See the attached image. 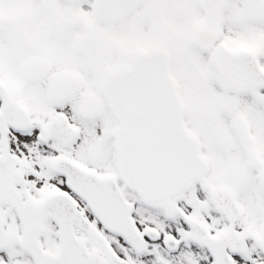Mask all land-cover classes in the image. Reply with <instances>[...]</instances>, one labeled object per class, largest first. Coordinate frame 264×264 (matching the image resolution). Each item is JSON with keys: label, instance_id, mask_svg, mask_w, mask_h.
<instances>
[{"label": "snow or ice", "instance_id": "6c2138e0", "mask_svg": "<svg viewBox=\"0 0 264 264\" xmlns=\"http://www.w3.org/2000/svg\"><path fill=\"white\" fill-rule=\"evenodd\" d=\"M0 264H264V0H0Z\"/></svg>", "mask_w": 264, "mask_h": 264}]
</instances>
